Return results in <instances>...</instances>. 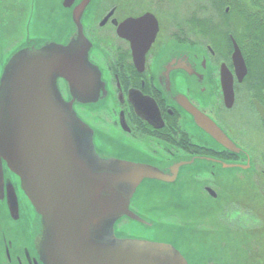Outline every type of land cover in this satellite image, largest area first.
Wrapping results in <instances>:
<instances>
[{
  "label": "flooded vegetation",
  "instance_id": "flooded-vegetation-1",
  "mask_svg": "<svg viewBox=\"0 0 264 264\" xmlns=\"http://www.w3.org/2000/svg\"><path fill=\"white\" fill-rule=\"evenodd\" d=\"M12 1L0 0V24L4 20L5 34L11 39L15 19L18 18L12 14ZM15 1L19 6L28 3V0ZM83 1L75 0L70 8H66V0H63V7L72 14L65 37L60 22H52L51 33L46 35L49 27L46 29L41 20L39 35L32 37L30 27H36L39 18L35 11L38 7L43 9L45 3L42 2L40 7L38 0H31L28 10L31 9L32 13L28 15L27 11L25 22L18 27L23 33L15 39L24 40L23 45L14 50L13 43L8 41L5 52L9 58L5 65L12 56L26 49H39L47 44L67 45L77 34L73 14ZM188 3L187 0H132L133 13L123 18L119 15V4L105 11L99 28L106 29L110 42L107 58L98 57L96 42L89 36L88 24L83 23L84 34L92 44L90 61L102 73L108 95L96 105L84 106L88 110H80L88 111V121H85L91 127L101 131L109 143L116 142L109 149L98 145L101 154L161 169L191 162L181 168L175 183L183 179L186 169L200 167L203 171L197 179L203 182L204 195L209 200L218 201L220 193L214 184L220 181L219 175L229 171L235 174L259 171L256 152L264 150V63H251V55L255 54L251 39L247 44L229 35V43L224 48L209 41H199L204 39V32H194V27H190ZM3 4L9 12L6 18L2 12ZM147 15L156 22L150 19L152 23L146 20L132 28L123 25ZM155 26L158 29L155 41L148 49L144 66L138 67L132 43L121 37L119 31L125 29V34L132 31L140 53L144 51ZM234 42L246 63L247 71L244 73L233 62ZM173 43L177 45L171 46ZM196 45L202 50L191 48ZM58 85L64 97L68 98L66 81L60 79ZM207 121L234 143L235 148L234 145L227 148L208 133L204 128V125H209ZM261 166L264 167V162ZM3 177L4 186H0V264H44L36 246L43 235L41 217L21 191L19 179L6 168ZM9 184L14 187L17 197V214H13L9 206V196L12 198ZM132 210L141 216L146 215L145 210L133 207ZM149 227L156 230L153 223ZM117 235L122 237L118 232Z\"/></svg>",
  "mask_w": 264,
  "mask_h": 264
},
{
  "label": "water",
  "instance_id": "water-1",
  "mask_svg": "<svg viewBox=\"0 0 264 264\" xmlns=\"http://www.w3.org/2000/svg\"><path fill=\"white\" fill-rule=\"evenodd\" d=\"M74 2L66 0L64 6L70 8ZM92 2L84 0L76 8L77 34L67 45L26 49L4 66L0 77V186H4L6 168L19 179L21 191L41 217L43 235L36 246L44 264H190L172 244L117 235L124 220L150 226L132 210L144 183L172 185L181 168L191 162L161 169L98 151V131L76 111V106L96 105L108 95L102 73L90 61L92 44L84 34L83 17ZM150 19L156 22L147 15L123 25L132 28ZM157 32L155 26L144 51L138 53L132 31H119L132 43L138 67L144 66ZM234 47L233 62L244 73V57L236 42ZM60 79L67 83L68 98L58 85ZM207 122L208 133L231 149L234 143ZM9 186V206L17 214V197Z\"/></svg>",
  "mask_w": 264,
  "mask_h": 264
},
{
  "label": "rangeland",
  "instance_id": "rangeland-1",
  "mask_svg": "<svg viewBox=\"0 0 264 264\" xmlns=\"http://www.w3.org/2000/svg\"><path fill=\"white\" fill-rule=\"evenodd\" d=\"M30 1L23 3V6H19L15 0L12 1V14L18 17L15 19L12 39L5 34L4 20L0 24V77L3 65L9 58L5 52L8 41L13 43L14 50L23 45L24 40L15 39L23 33L18 27L25 22L27 11L28 15L32 13L31 9L28 10ZM187 1V20L190 27H194V32H204V39L198 40L209 41L221 48L229 43V35L240 42L248 34L253 35L249 30L251 26L247 25L249 20L264 19V0H219L216 3L213 0ZM42 2L45 3L44 8L38 7L37 12L35 11L39 18L36 27H30V36L39 35L41 20L46 29L49 27L46 35L51 33L52 22H60L59 26L65 37L68 25H71V11L63 7V0H41L40 3L38 0L37 4L41 7ZM131 3L132 0H94L88 9L83 23L88 24L89 36L96 42L98 57L107 58L106 51L110 48L106 29L99 28L105 11L119 4V15L123 18L133 13ZM173 5L178 6L177 3ZM2 6L6 18L9 12L4 4ZM201 26L204 27L203 30ZM249 42L248 40L246 43ZM173 45L177 44H171ZM254 45L256 51L253 49L255 54L251 55V63H264V55L261 53L264 52V45ZM191 48L202 50L197 45ZM81 108L88 110V107L81 106L78 110L82 118L88 121V111H81ZM97 141L100 146L105 145L106 149L116 145V142L109 143L101 131H98ZM256 157L258 172L253 170L235 174L229 171L219 175L220 181L214 184L215 190L220 193L218 201L209 200L204 195L203 182L197 179L203 171L200 167L186 169L182 174L183 179L173 185L144 183L137 192L132 207L145 210L146 215L143 217L156 225V230L124 220L118 226L120 230L117 232L124 238L173 244L190 264H264V167L261 166L264 162V150L256 152Z\"/></svg>",
  "mask_w": 264,
  "mask_h": 264
},
{
  "label": "trees",
  "instance_id": "trees-1",
  "mask_svg": "<svg viewBox=\"0 0 264 264\" xmlns=\"http://www.w3.org/2000/svg\"><path fill=\"white\" fill-rule=\"evenodd\" d=\"M211 2V0H209ZM215 3L219 0H213ZM213 2V4H215ZM218 9V8H217ZM239 11V10H238ZM240 14V12H238V15ZM252 16V15H251ZM253 17V16H252ZM249 18V15H248ZM247 18V19H248ZM251 27L249 28V30L251 31V33L253 35H247V37H245L244 39H242L244 41V43H246L248 40H250L253 45H260V43H262L264 45V19H252L249 20L248 24ZM248 32H246L247 34ZM236 38V37H235ZM254 40H253V39ZM237 39V38H236ZM248 39V40H247ZM238 40V39H237ZM239 41V40H238ZM260 42V43H259ZM264 55V52H261ZM259 56V55H258ZM262 62V61H261ZM263 63V62H262Z\"/></svg>",
  "mask_w": 264,
  "mask_h": 264
}]
</instances>
